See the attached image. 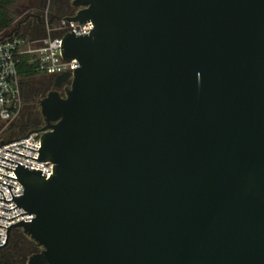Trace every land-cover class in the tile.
I'll use <instances>...</instances> for the list:
<instances>
[{
  "label": "water",
  "instance_id": "95a60500",
  "mask_svg": "<svg viewBox=\"0 0 264 264\" xmlns=\"http://www.w3.org/2000/svg\"><path fill=\"white\" fill-rule=\"evenodd\" d=\"M73 6L95 28L64 38L79 68L27 137L52 176L0 166L24 188L0 200L34 216L6 245L33 240L27 264H264V0Z\"/></svg>",
  "mask_w": 264,
  "mask_h": 264
},
{
  "label": "built area",
  "instance_id": "2783aa9c",
  "mask_svg": "<svg viewBox=\"0 0 264 264\" xmlns=\"http://www.w3.org/2000/svg\"><path fill=\"white\" fill-rule=\"evenodd\" d=\"M44 23L43 26L46 30L43 34L26 36L15 35L12 38L0 41V122L9 125L19 114L21 105L19 65L22 57H30V63L35 66L36 71L40 72V74L50 76H59L64 73L73 74L79 68V62L77 60L66 61L63 58L61 51L63 40L67 35L73 33H75L76 36L90 35L95 28L92 22L82 25L79 22H69L66 19H61L54 24L48 21ZM28 136L29 134L24 136L12 135L10 137H5L3 136V132H0V158H2L0 159V166L16 170L19 164L29 170L42 171L47 175L46 178L48 179L53 174L54 165L51 162L36 161L39 160L40 157V152L37 151L42 147V133L36 132L27 138ZM16 140L21 141L8 144ZM2 142L6 145L2 146ZM3 167H0V199L5 200V196L6 201H11L13 200V196L14 198L23 196L24 188L22 184L17 181L18 177L15 171ZM8 186L13 187L11 188L13 196ZM1 200L0 226L5 228L0 227V247L6 244L7 232L12 225L22 221L31 222L34 219L32 215L20 216L26 214L22 209L17 208L10 211L18 207L15 201L8 203ZM5 210H9L10 212Z\"/></svg>",
  "mask_w": 264,
  "mask_h": 264
},
{
  "label": "flooded vegetation",
  "instance_id": "af4514ba",
  "mask_svg": "<svg viewBox=\"0 0 264 264\" xmlns=\"http://www.w3.org/2000/svg\"><path fill=\"white\" fill-rule=\"evenodd\" d=\"M74 1L28 0L23 11L18 12V17L21 18L20 29L24 28L29 35L43 34L46 29L40 23L51 22L54 17H57L51 22V24H54L59 19L73 18L82 10V8L73 6ZM35 23L37 25L33 28ZM59 76L40 74L42 81L39 86L29 87L27 84L21 86L20 111L13 120L18 129L16 135L24 136L32 131H39L47 125L38 102L45 99L51 92H58L61 98H66V89L69 84H63L60 89L55 88V81ZM40 251L41 248L28 236L21 233V231H12L7 245L0 249V264H27L29 258Z\"/></svg>",
  "mask_w": 264,
  "mask_h": 264
},
{
  "label": "trees",
  "instance_id": "16d2710c",
  "mask_svg": "<svg viewBox=\"0 0 264 264\" xmlns=\"http://www.w3.org/2000/svg\"><path fill=\"white\" fill-rule=\"evenodd\" d=\"M19 0H0V37L7 34L13 28L17 19L16 6ZM17 36H26V34H16ZM19 74L23 78H31L40 75L33 64L30 63V57H22L19 65Z\"/></svg>",
  "mask_w": 264,
  "mask_h": 264
},
{
  "label": "rangeland",
  "instance_id": "374dc122",
  "mask_svg": "<svg viewBox=\"0 0 264 264\" xmlns=\"http://www.w3.org/2000/svg\"><path fill=\"white\" fill-rule=\"evenodd\" d=\"M27 3H28V0H19L18 5L15 8L17 15H18V12H22L23 11V8H24V6H26ZM20 21H21V18L17 16V19H16L15 24H14L13 28L11 29V31H14V30L16 31L18 29L17 31L20 34L29 35V33L26 32L24 30V28L19 29ZM18 32H16V34ZM41 81H42V78L40 77V75H35V76L31 77V78L20 77V86H22L23 84H27V85H29V87L30 86L31 87L39 86ZM0 132H3V136L10 137L12 135H16L17 132H18V129L16 128V124L13 123V122H11L9 125L6 124V123L0 122Z\"/></svg>",
  "mask_w": 264,
  "mask_h": 264
},
{
  "label": "crops",
  "instance_id": "0c3cea01",
  "mask_svg": "<svg viewBox=\"0 0 264 264\" xmlns=\"http://www.w3.org/2000/svg\"><path fill=\"white\" fill-rule=\"evenodd\" d=\"M18 32V31H17Z\"/></svg>",
  "mask_w": 264,
  "mask_h": 264
}]
</instances>
